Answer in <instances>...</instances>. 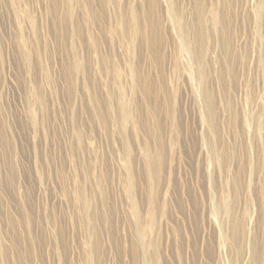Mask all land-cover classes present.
Instances as JSON below:
<instances>
[{
    "label": "rangeland",
    "instance_id": "1",
    "mask_svg": "<svg viewBox=\"0 0 264 264\" xmlns=\"http://www.w3.org/2000/svg\"><path fill=\"white\" fill-rule=\"evenodd\" d=\"M0 264H264V0H0Z\"/></svg>",
    "mask_w": 264,
    "mask_h": 264
}]
</instances>
